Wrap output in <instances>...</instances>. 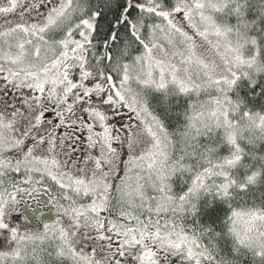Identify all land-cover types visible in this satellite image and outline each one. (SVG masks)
I'll use <instances>...</instances> for the list:
<instances>
[{
    "label": "snow or ice",
    "instance_id": "obj_1",
    "mask_svg": "<svg viewBox=\"0 0 264 264\" xmlns=\"http://www.w3.org/2000/svg\"><path fill=\"white\" fill-rule=\"evenodd\" d=\"M0 264H264V0H0Z\"/></svg>",
    "mask_w": 264,
    "mask_h": 264
}]
</instances>
